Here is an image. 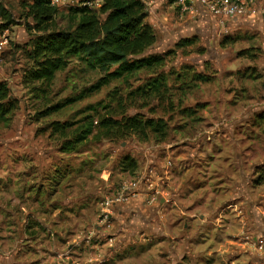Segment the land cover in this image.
<instances>
[{
    "label": "rangeland",
    "instance_id": "1",
    "mask_svg": "<svg viewBox=\"0 0 264 264\" xmlns=\"http://www.w3.org/2000/svg\"><path fill=\"white\" fill-rule=\"evenodd\" d=\"M31 1L2 0L14 22L0 80L16 106L0 122V264H264V0L224 23L200 0H142L145 54L164 61L99 89L104 74L77 58L28 81ZM54 5L55 26L73 28L76 1ZM158 75L166 86L143 93ZM134 118L162 131L102 123Z\"/></svg>",
    "mask_w": 264,
    "mask_h": 264
},
{
    "label": "trees",
    "instance_id": "2",
    "mask_svg": "<svg viewBox=\"0 0 264 264\" xmlns=\"http://www.w3.org/2000/svg\"><path fill=\"white\" fill-rule=\"evenodd\" d=\"M76 1L72 8L75 26L70 29H58L55 26V17L58 8L54 0H32L26 3V15L34 21L29 26L35 35L29 42L28 55L33 62L26 77L30 82L49 84L56 73L66 68L70 58H77L88 69H98L104 75L94 85L99 89L112 79L131 75L141 69H154L162 65L164 58L160 54H145L155 43L156 33L153 26L147 21L146 5L142 0H103L99 8H90L82 4L85 0ZM0 15L5 19L2 27L11 26L14 22L10 12L0 0ZM165 85L163 76H154L147 81L148 90L161 92ZM148 89V90H147ZM149 92V91H148ZM16 103L11 98V91L6 81L0 80V122L8 121L9 114ZM60 109L57 105L44 114ZM160 120L147 119L140 123L138 119H128L123 126L117 121H103L108 128L140 129L148 126L162 131ZM93 128L86 123L75 138L64 143L63 150H72L77 142L83 141ZM126 166L135 167V161L128 157Z\"/></svg>",
    "mask_w": 264,
    "mask_h": 264
},
{
    "label": "built area",
    "instance_id": "3",
    "mask_svg": "<svg viewBox=\"0 0 264 264\" xmlns=\"http://www.w3.org/2000/svg\"><path fill=\"white\" fill-rule=\"evenodd\" d=\"M183 11H187L191 7L188 1L193 0H177ZM199 1V0H198ZM208 13L220 23L226 20L243 17L247 14L248 9L244 0H200ZM103 0H85L82 4L88 5L90 8H99ZM4 20L0 16V62L3 55L10 46L9 32L10 27H2Z\"/></svg>",
    "mask_w": 264,
    "mask_h": 264
},
{
    "label": "crops",
    "instance_id": "4",
    "mask_svg": "<svg viewBox=\"0 0 264 264\" xmlns=\"http://www.w3.org/2000/svg\"><path fill=\"white\" fill-rule=\"evenodd\" d=\"M246 243H247V242H246ZM240 246L242 247V246H247V245H240Z\"/></svg>",
    "mask_w": 264,
    "mask_h": 264
}]
</instances>
